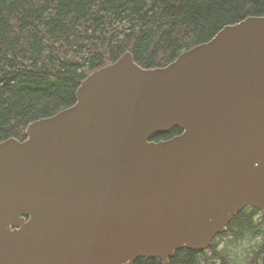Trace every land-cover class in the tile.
<instances>
[{
    "label": "water",
    "instance_id": "1",
    "mask_svg": "<svg viewBox=\"0 0 264 264\" xmlns=\"http://www.w3.org/2000/svg\"><path fill=\"white\" fill-rule=\"evenodd\" d=\"M26 135L0 142V264L208 249L247 206L264 212V15L164 67L127 51Z\"/></svg>",
    "mask_w": 264,
    "mask_h": 264
},
{
    "label": "trees",
    "instance_id": "2",
    "mask_svg": "<svg viewBox=\"0 0 264 264\" xmlns=\"http://www.w3.org/2000/svg\"><path fill=\"white\" fill-rule=\"evenodd\" d=\"M263 15L264 0H0V142L24 141L30 123L74 105L82 81L127 51L144 68L164 67L226 25ZM181 133L174 127L152 140ZM260 214L247 206L208 249H179L169 264H240L229 246L249 235L261 240L245 264H264Z\"/></svg>",
    "mask_w": 264,
    "mask_h": 264
},
{
    "label": "rangeland",
    "instance_id": "3",
    "mask_svg": "<svg viewBox=\"0 0 264 264\" xmlns=\"http://www.w3.org/2000/svg\"><path fill=\"white\" fill-rule=\"evenodd\" d=\"M259 224H261L264 227V216L260 214L257 218ZM220 245L219 248H223L226 245H228V236L221 237L219 239ZM260 236H253L249 235L243 240H237L234 242V244H230L229 248L231 251V256L234 257V259L237 262H240V264H245L248 260H250V256L252 255L253 250L260 245Z\"/></svg>",
    "mask_w": 264,
    "mask_h": 264
}]
</instances>
